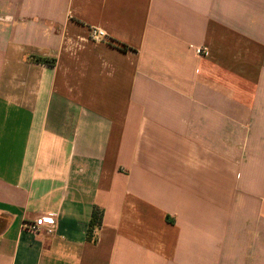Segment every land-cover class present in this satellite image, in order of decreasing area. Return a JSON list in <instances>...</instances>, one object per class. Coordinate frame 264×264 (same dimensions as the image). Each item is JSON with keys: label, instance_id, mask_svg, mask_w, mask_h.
I'll return each mask as SVG.
<instances>
[{"label": "crops", "instance_id": "crops-1", "mask_svg": "<svg viewBox=\"0 0 264 264\" xmlns=\"http://www.w3.org/2000/svg\"><path fill=\"white\" fill-rule=\"evenodd\" d=\"M0 264H264V0H0Z\"/></svg>", "mask_w": 264, "mask_h": 264}, {"label": "built area", "instance_id": "built-area-1", "mask_svg": "<svg viewBox=\"0 0 264 264\" xmlns=\"http://www.w3.org/2000/svg\"><path fill=\"white\" fill-rule=\"evenodd\" d=\"M90 40L93 42H111V38L105 33L104 30L93 28L90 30ZM196 53L199 56H209L210 50L206 47H198L196 48ZM57 216L53 213H48L37 218L32 224L28 227L30 230L36 233H42L48 235L56 234L57 230Z\"/></svg>", "mask_w": 264, "mask_h": 264}, {"label": "trees", "instance_id": "trees-1", "mask_svg": "<svg viewBox=\"0 0 264 264\" xmlns=\"http://www.w3.org/2000/svg\"><path fill=\"white\" fill-rule=\"evenodd\" d=\"M38 62L41 63H47V64H53L54 61L53 60H47V59H43V58H39L37 59ZM103 222V211L99 208H95L92 214V218L89 224V229H88V240L91 242H95L96 241V235H95V231L97 228L101 227Z\"/></svg>", "mask_w": 264, "mask_h": 264}]
</instances>
